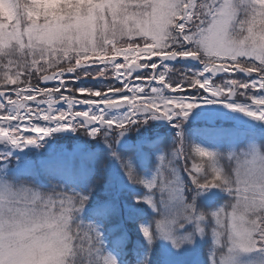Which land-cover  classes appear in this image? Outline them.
<instances>
[{
	"label": "snow or ice",
	"instance_id": "1",
	"mask_svg": "<svg viewBox=\"0 0 264 264\" xmlns=\"http://www.w3.org/2000/svg\"><path fill=\"white\" fill-rule=\"evenodd\" d=\"M0 264H264V0H0Z\"/></svg>",
	"mask_w": 264,
	"mask_h": 264
},
{
	"label": "trees",
	"instance_id": "2",
	"mask_svg": "<svg viewBox=\"0 0 264 264\" xmlns=\"http://www.w3.org/2000/svg\"><path fill=\"white\" fill-rule=\"evenodd\" d=\"M162 135L164 134L161 133ZM185 147H186V156L189 158L190 161H193L195 163H203L205 162L208 166L207 168V171H210V168H209V164L207 162L206 159H202L200 158L194 151V147L195 145L193 143H190L189 141H185L184 143ZM175 147H180V145H176ZM164 160L160 161L159 164L157 165L158 169H159V172H160V175L157 177V183H162L164 179H166L168 177V174H167V167H168V162L169 160L171 159V152L170 151H166L164 153ZM158 195V193H157ZM155 219H159V217H156Z\"/></svg>",
	"mask_w": 264,
	"mask_h": 264
},
{
	"label": "rangeland",
	"instance_id": "3",
	"mask_svg": "<svg viewBox=\"0 0 264 264\" xmlns=\"http://www.w3.org/2000/svg\"><path fill=\"white\" fill-rule=\"evenodd\" d=\"M163 132H164V130L162 129L161 133H163ZM180 158H181V160H184V159L188 158L186 156V147H185V145H183V152L181 153V157ZM191 163H195V162L189 160V166L191 165ZM197 164H201V163H197ZM202 164H204L205 170L207 171V168H208L207 164L205 162H203ZM222 166H224L226 169L227 168H231L232 169V174L234 175V172H235V161L234 160L231 161V162H223ZM219 203H220V201L217 200V204H219Z\"/></svg>",
	"mask_w": 264,
	"mask_h": 264
}]
</instances>
